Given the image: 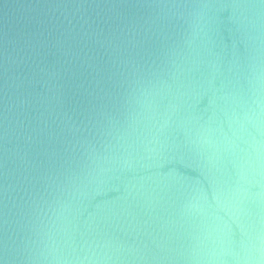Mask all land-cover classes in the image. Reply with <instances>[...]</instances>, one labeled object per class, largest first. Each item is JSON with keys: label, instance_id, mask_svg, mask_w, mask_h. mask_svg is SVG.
Wrapping results in <instances>:
<instances>
[{"label": "water", "instance_id": "1", "mask_svg": "<svg viewBox=\"0 0 264 264\" xmlns=\"http://www.w3.org/2000/svg\"><path fill=\"white\" fill-rule=\"evenodd\" d=\"M0 264H264V0H0Z\"/></svg>", "mask_w": 264, "mask_h": 264}]
</instances>
